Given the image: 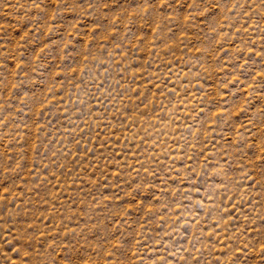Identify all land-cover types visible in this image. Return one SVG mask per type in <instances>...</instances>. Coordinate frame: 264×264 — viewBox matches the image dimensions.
Instances as JSON below:
<instances>
[{"label":"rangeland","instance_id":"obj_1","mask_svg":"<svg viewBox=\"0 0 264 264\" xmlns=\"http://www.w3.org/2000/svg\"><path fill=\"white\" fill-rule=\"evenodd\" d=\"M0 264H264V0H0Z\"/></svg>","mask_w":264,"mask_h":264}]
</instances>
